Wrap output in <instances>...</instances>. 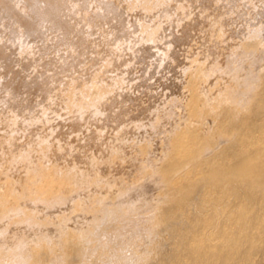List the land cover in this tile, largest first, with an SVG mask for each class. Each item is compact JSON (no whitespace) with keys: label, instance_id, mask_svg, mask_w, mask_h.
Here are the masks:
<instances>
[{"label":"rangeland","instance_id":"rangeland-1","mask_svg":"<svg viewBox=\"0 0 264 264\" xmlns=\"http://www.w3.org/2000/svg\"><path fill=\"white\" fill-rule=\"evenodd\" d=\"M109 1L121 6L126 29L122 36L106 22L92 20L100 8L96 1L88 0L84 7L67 2L70 21L83 22L91 43L88 56L97 60L95 65L83 63L71 77L55 83L47 99L34 97L35 111L29 117L11 112L0 90V189L12 182L21 193L28 184L29 170L20 159L25 153L42 170L40 182L54 171L78 180L73 191L61 189L65 202L73 197L72 201L53 212L41 204L35 212L40 224L21 230L26 237L23 256L28 259L34 246L46 254L55 243L62 245L70 232L69 238L82 240L87 264H103L112 255L129 256L137 250L143 253L156 244H176L167 228L157 226L156 207L170 190L162 187L158 174L169 169L167 159L179 153L177 140L189 135L203 145L212 141L215 147L205 159L210 163L222 154L233 157L251 127L258 129L264 122V0ZM42 31L43 41L23 38L16 44L19 57L32 62V78L47 62L59 68L73 54L61 35L47 25ZM8 42L6 34L0 36V44ZM251 61L257 67H251ZM3 72L0 65V83L5 82ZM195 100L211 104L198 103L197 109H205L194 115ZM81 102L87 105L81 107ZM225 130H233L228 135L232 139L221 136ZM185 173L180 169L173 175L174 186L187 185L181 179ZM192 173V179L200 177L198 170ZM6 249L1 244L0 255ZM60 257L67 261L72 255Z\"/></svg>","mask_w":264,"mask_h":264},{"label":"bare ground","instance_id":"bare-ground-1","mask_svg":"<svg viewBox=\"0 0 264 264\" xmlns=\"http://www.w3.org/2000/svg\"><path fill=\"white\" fill-rule=\"evenodd\" d=\"M68 1H73L83 7L88 2V0H0V36L6 34L10 41L7 44H0V65L3 68L5 78V82L0 83V90L9 110L16 112L21 117L25 118L34 114V97H39L43 100L47 99L55 83L62 81L65 76L69 77L83 63L95 65L97 62L96 59L88 56L91 43L81 26L83 22L74 25L69 19L71 14L68 12ZM94 1L99 4L100 8L95 15V19L93 18L92 20H102L111 26L115 35H124L126 29L123 24L121 6L109 0ZM20 3H23V7L19 5ZM42 25H47L54 33L61 35L63 40L71 46L73 54L70 58L64 59L59 68L56 62H47L46 68L38 77L32 78L29 74L32 62L19 57L16 44L18 41H22L23 38L43 41ZM247 44L249 47V43ZM251 47L253 48L252 44ZM249 49H247L248 52ZM241 50L244 51L243 49ZM253 50L251 49L250 52L253 53L255 51L258 56V52L256 53L258 49ZM247 55L248 53H246ZM248 57L249 55L246 58ZM259 61V63H262L261 60ZM252 62L250 63L251 67H257ZM201 75L203 76V74ZM195 76V78L199 79L198 75L195 74ZM194 81L197 82L198 80ZM251 91L255 94L257 92L254 89H251ZM259 92L261 93V91ZM261 94L263 95L264 93ZM198 97L195 98L197 99ZM227 97L229 96L227 95ZM261 98V104L264 107V95ZM204 101L195 100L194 107L191 104V108L197 111L196 113L193 111L194 115L203 114V112L200 114L198 112L202 108V106H199L200 108L197 109L198 103L211 104L213 102V100L207 103ZM226 101L225 103H227ZM228 102H230L229 99ZM232 103L234 102L232 101ZM134 104L136 105L137 103ZM85 105H87V102L80 103L81 107ZM207 108L209 109V107ZM220 128L223 129L222 126ZM221 131L219 132L221 133ZM232 131L230 132L233 133ZM234 131L236 132V130ZM250 131L246 139L241 141V145H236L238 151L233 154V157L222 154L214 160L216 157L213 154L211 158L213 159L214 157V159L210 163L205 159L206 155L215 147L212 141L203 145L199 138L189 135L181 136L177 140L176 145L181 148L180 151L178 150L179 153L174 148L173 150L177 153L176 156L174 158L170 157V160L167 159L169 162L166 161L169 164L167 166L169 169H165L162 175L158 171L159 178L157 177V172L155 176L160 179L163 188L167 190L170 188L169 192L166 190L168 195L163 197L164 199L160 202L158 200L159 204L156 207L158 212L157 226L163 229L167 228L175 239L176 244H156L155 248L151 245L148 246V248L152 247L151 249L146 248L143 253L139 254L137 250L129 256L123 254L112 255L103 264H264V122L258 129L252 126ZM257 131L260 133L258 136L256 135ZM222 133L221 136H224V138H228V135H231L228 130ZM20 159L29 170L26 180L28 184L23 186L25 187L24 190L22 187L21 193L14 189L12 182L4 185H7L5 187L6 190L4 188L2 191V187L0 189V225L6 223L3 224L5 227L0 229V243L8 246L7 252L5 251L6 253H1L0 255V264H87L85 247L81 244L82 240L78 241V238L75 239L74 237L69 238L72 236L70 234L72 232L66 235L68 237L62 245L59 243L60 245L58 244L57 246V243H55L56 246L53 245L54 247L48 248L46 254L43 253V249L35 248L33 244L34 250L30 259L23 256L26 237L22 236L21 230L26 227L34 228L40 224L38 218L35 217V212H38L41 204L45 205L48 211L53 212L62 204L72 201L73 197H71L72 199H67L69 200L68 202H65L67 197H63L61 189L64 187L71 188L72 186L75 188L77 179L71 175L60 176L57 171H54L56 174L52 173L50 178L47 177V180L42 183L40 182V177L43 174L42 170L33 166L26 153L22 154ZM233 159H236V162ZM230 161L235 163L233 162L234 164L230 165L228 164ZM180 169L186 171L181 179H186L188 183L186 182L187 185L185 186H174L172 177L177 175ZM194 170L199 171L200 177L195 179L190 177ZM82 185L84 186V184ZM152 185L155 186L154 183ZM133 190L135 191V187ZM142 191L144 192V186ZM163 193L165 194L166 192ZM133 194H136V192H133ZM103 199L106 200L105 198ZM80 204L79 206H82ZM116 204L119 207V204ZM108 205H106V209L109 208L107 207ZM119 208L121 209V207ZM105 213L104 216H106ZM97 214L95 213L94 216ZM192 214L195 217L194 219ZM100 216L97 218H100ZM104 218L106 219V217ZM46 222L44 221V223ZM45 239L48 238L45 237ZM33 246H31V249ZM65 253L72 255L67 261L60 257ZM43 255H46V259H43Z\"/></svg>","mask_w":264,"mask_h":264}]
</instances>
